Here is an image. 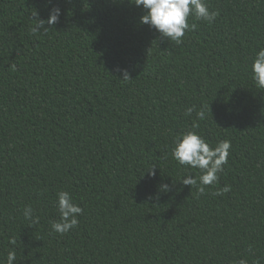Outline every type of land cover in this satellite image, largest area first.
Here are the masks:
<instances>
[{"label": "trees", "instance_id": "trees-1", "mask_svg": "<svg viewBox=\"0 0 264 264\" xmlns=\"http://www.w3.org/2000/svg\"><path fill=\"white\" fill-rule=\"evenodd\" d=\"M205 2L219 16L175 44L134 0H0V264H264V0ZM189 131L231 143L204 193L172 157ZM60 191L83 209L64 235Z\"/></svg>", "mask_w": 264, "mask_h": 264}, {"label": "clouds", "instance_id": "clouds-1", "mask_svg": "<svg viewBox=\"0 0 264 264\" xmlns=\"http://www.w3.org/2000/svg\"><path fill=\"white\" fill-rule=\"evenodd\" d=\"M137 7L146 10V14L141 17V23L149 25L155 29L162 38L170 40L172 43L180 44L183 42L186 30H195V23L189 25L188 18L194 16L197 21L212 23L219 16L218 11H210L205 0H134ZM60 9L54 8L47 20L39 19L38 14L34 13L31 19L34 27L31 31L35 34L49 29L45 25L52 26L59 22ZM14 68V65L12 66ZM252 79L255 85L264 89V47L255 54L251 64ZM122 80H129V74L122 70ZM210 107V106H209ZM196 112L197 120L206 119V111L203 107L199 111L195 106L188 107L185 116H191ZM198 128V124L193 125ZM230 141H221L215 148L210 147L209 143L194 131H189L181 138H177L172 148V157L180 165L198 169L200 175L198 178L187 175L183 178L182 183L187 186H197L200 193H204L206 186L215 185L219 181L220 174L224 171V165L227 164ZM149 176H155L153 167L148 171ZM167 184H162L159 191H169ZM231 191V186L226 185L214 193L222 196ZM56 209L60 215L59 222H52L51 229L55 233L64 235L70 230L75 229L78 224V216L83 213V209L73 203V198L67 191H60L57 194ZM23 215L26 220L38 223L39 218L34 216V210L31 206H25ZM14 244L15 241H12ZM15 252L11 251L7 256V264H13ZM236 264H247L246 259H240ZM258 264V262H257Z\"/></svg>", "mask_w": 264, "mask_h": 264}]
</instances>
